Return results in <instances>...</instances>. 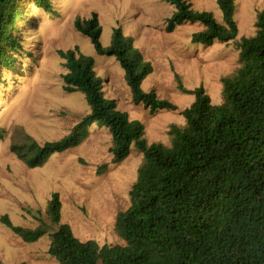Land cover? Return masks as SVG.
I'll list each match as a JSON object with an SVG mask.
<instances>
[{"label": "trees", "instance_id": "obj_1", "mask_svg": "<svg viewBox=\"0 0 264 264\" xmlns=\"http://www.w3.org/2000/svg\"><path fill=\"white\" fill-rule=\"evenodd\" d=\"M18 1L0 0V70L14 67L15 56L25 51L27 32H16L22 16ZM35 1L38 8L52 12L51 0ZM164 1L175 8L166 20L168 32L185 24L202 26L191 36L195 46L238 36L236 0H217L222 20L212 11L195 9L189 0ZM75 28L99 55L118 61L134 102L152 111L176 108L144 89L153 65L121 26L114 28L108 46L102 42L97 12L77 17ZM239 51V68L223 79V101L214 103L203 86L195 88V101L183 111L186 125H172L171 143L164 144L150 143L145 125L107 96L95 57L78 46L59 50L65 61L64 89L82 92L89 112L59 140L41 144L24 133L11 150L27 166L41 167L100 127L112 136L114 162L124 161L134 149L143 153L130 206L116 217L124 243L100 245L77 237L72 226L62 222L59 192L48 201L49 223L23 227L5 214L3 224L26 242L52 231L47 255L59 264H264V10L258 14L256 34L242 38Z\"/></svg>", "mask_w": 264, "mask_h": 264}, {"label": "rangeland", "instance_id": "obj_2", "mask_svg": "<svg viewBox=\"0 0 264 264\" xmlns=\"http://www.w3.org/2000/svg\"><path fill=\"white\" fill-rule=\"evenodd\" d=\"M197 10L212 11L222 20L217 0H189ZM52 12L36 6L35 0H19L22 16L17 33L27 32L22 56L14 67L0 70V259L4 264H59L49 257L51 233L26 242L1 221L7 214L15 225L34 228L50 222L46 209L54 192L63 202L62 222L69 223L82 240L100 245L122 244L116 217L130 206V190L143 163V153L134 149L122 162H114L112 136L95 128L81 144L50 157L41 167L31 168L11 150L21 134H30L41 144L59 140L88 114L80 91L64 89L66 72L59 50L76 46L96 58V70L105 79L107 96L121 110L145 125L150 143H171L172 125H186L183 111L195 101L193 90L203 86L214 103L223 101V79L240 66L239 44L257 31V17L264 0H236L235 19L239 33L232 41L195 46L194 32L200 24H185L166 30L174 6L164 0H51ZM97 12L103 28L102 42L110 45L116 26L135 39L153 70L144 81L146 91L176 105L152 111L133 101L124 70L114 57L99 55L90 39L75 28L77 17ZM98 170L102 172L99 173Z\"/></svg>", "mask_w": 264, "mask_h": 264}]
</instances>
